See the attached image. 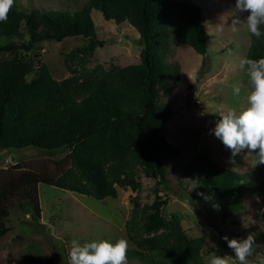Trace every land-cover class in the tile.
I'll list each match as a JSON object with an SVG mask.
<instances>
[{"label":"trees","instance_id":"obj_1","mask_svg":"<svg viewBox=\"0 0 264 264\" xmlns=\"http://www.w3.org/2000/svg\"><path fill=\"white\" fill-rule=\"evenodd\" d=\"M93 9L138 30L143 40L139 63L81 69L68 61L78 58L85 65L104 45ZM0 36L18 38L0 46V146L67 149L71 159L55 179L25 175L0 185V237L10 230L9 208L2 202L9 193L19 190L39 217L41 181L105 199L116 198L122 186L139 192L138 177L144 173L156 179V197L144 205L133 198L125 229L135 247L127 251L126 264H210L202 254L205 237L190 236L180 216L167 217L170 198L160 194L169 163L182 156L163 130L175 113L168 99L181 76L179 63L168 61V55L174 39L206 54L210 36L202 7L193 0H86L71 12L27 9L14 0L8 19L0 21ZM70 36L88 42L66 55L71 75L59 80L42 59V43ZM246 57H264V36L251 35ZM181 175L217 200L223 220L242 213L246 194L264 195V165L241 172L198 152Z\"/></svg>","mask_w":264,"mask_h":264},{"label":"rangeland","instance_id":"obj_2","mask_svg":"<svg viewBox=\"0 0 264 264\" xmlns=\"http://www.w3.org/2000/svg\"><path fill=\"white\" fill-rule=\"evenodd\" d=\"M86 0H19L22 7L46 10L74 11ZM202 7L205 26L209 33L206 54L197 53L190 45L173 40L168 61L180 65V82L172 91L169 102L175 113L163 127L166 138L182 149V156L168 165L167 182L160 194L170 198L164 208L167 217L180 216L186 232L192 236H204L203 257L210 263L213 255H233L223 239H244L249 234L256 237L252 264L264 261V195L246 194L245 207L240 215L221 219L220 205L211 195L201 193L195 181L181 175L183 165L198 152H207L220 165L246 172L253 168L254 153L247 150L235 157V165L228 162L231 151L211 133L219 119L215 115L223 106L239 112L248 106V96L253 90L246 75V68L239 67L246 57L251 34L246 24H233L238 15L236 0H193ZM98 38L104 43L98 46L85 65L78 58L68 61L81 69H91L97 64L106 69L120 68L139 63L143 40L138 30L128 21L117 24L104 18L99 10L91 12ZM245 18L248 13L239 14ZM18 38L0 36V46ZM83 36H70L62 41H44L42 59L46 61L56 79L71 75L66 55L86 44ZM1 56V54H0ZM233 86L241 89L239 97ZM207 113V114H204ZM71 165L69 150L49 152L36 147L2 148L0 146V185L15 182L17 177L33 175L55 179ZM142 188L139 192L129 187H118L116 198L97 199L60 188L41 181L39 217L33 209L26 212L27 203L22 193L14 191L3 199L9 208L6 225L9 232L0 237V264H70L72 241L81 245L93 240L106 239L113 244L123 238L134 248L125 229L134 206L133 198L141 205L152 203L156 197L155 178L140 173ZM218 206V208H217ZM130 261L127 258L128 262Z\"/></svg>","mask_w":264,"mask_h":264},{"label":"clouds","instance_id":"obj_3","mask_svg":"<svg viewBox=\"0 0 264 264\" xmlns=\"http://www.w3.org/2000/svg\"><path fill=\"white\" fill-rule=\"evenodd\" d=\"M13 5L14 0H0V21L8 19ZM235 9L238 15L233 19V24H246L248 32L258 40L264 36L261 31V26H264V0H236ZM241 13L248 15L242 19L239 15ZM239 67L246 68V75L253 88L248 96V106L239 112L234 108L225 110L222 106L215 113L219 119L210 131L231 151L229 163L235 165V157L247 150L248 153L255 154L252 166L256 168L264 165V57L241 58ZM233 93L239 97L240 87L233 86ZM223 239L234 252V256L213 255L210 264H252L250 257L256 246V237L253 234L244 239H229L225 235ZM128 248L129 242L123 238L114 244L106 239L93 240L82 245L73 240L69 252L70 264H126Z\"/></svg>","mask_w":264,"mask_h":264},{"label":"water","instance_id":"obj_4","mask_svg":"<svg viewBox=\"0 0 264 264\" xmlns=\"http://www.w3.org/2000/svg\"><path fill=\"white\" fill-rule=\"evenodd\" d=\"M24 210H25L26 212H31L32 207H31L29 204H26L25 207H24Z\"/></svg>","mask_w":264,"mask_h":264}]
</instances>
